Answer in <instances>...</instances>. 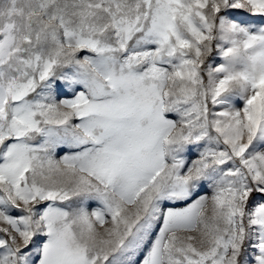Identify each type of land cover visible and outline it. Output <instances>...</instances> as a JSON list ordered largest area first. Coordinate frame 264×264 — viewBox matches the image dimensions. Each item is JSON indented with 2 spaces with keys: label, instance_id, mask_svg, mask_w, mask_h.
Here are the masks:
<instances>
[{
  "label": "snow or ice",
  "instance_id": "1",
  "mask_svg": "<svg viewBox=\"0 0 264 264\" xmlns=\"http://www.w3.org/2000/svg\"><path fill=\"white\" fill-rule=\"evenodd\" d=\"M0 264H264V0H0Z\"/></svg>",
  "mask_w": 264,
  "mask_h": 264
}]
</instances>
